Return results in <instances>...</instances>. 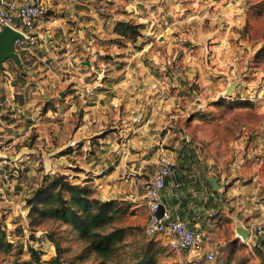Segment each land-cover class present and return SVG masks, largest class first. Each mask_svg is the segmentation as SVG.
Returning a JSON list of instances; mask_svg holds the SVG:
<instances>
[{
  "label": "rangeland",
  "instance_id": "374dc122",
  "mask_svg": "<svg viewBox=\"0 0 264 264\" xmlns=\"http://www.w3.org/2000/svg\"><path fill=\"white\" fill-rule=\"evenodd\" d=\"M64 1L63 4L69 6L63 13L71 14L69 17L71 24H74L75 19L78 18L76 13H79L81 5L87 7L92 15L86 17L91 34L86 44H82V40L78 43L73 41V44L71 43L65 51L64 49L57 53L54 51L52 62L48 67L50 66L54 73L72 72L82 76L78 80L79 86H76L80 89L79 91L74 92L75 86L70 85L63 88L67 92L73 91L74 98L79 94V99H84L85 105L83 108L80 105V110L77 108L72 112L70 126L63 125L55 128L53 132H50L51 134L48 133L47 138L43 129V136L38 138L36 144V141L33 142V139L29 137L31 135L29 132V136L27 135L22 142L13 145L16 150L27 147L34 152L21 162L0 153V229L4 233L5 241L11 245V249L7 252L0 249V264H12L17 259H28L29 247L40 251L42 260H48L57 254L58 246V255L64 264H100L105 260L72 226L59 219L43 216L34 210L31 206L34 191L37 187L46 185L57 174L65 175L68 180L76 183V176L72 175L92 180L93 172L88 163L97 159L96 154L104 143L103 136H107L108 132L116 129L114 127L116 124L109 118L110 105L105 103L103 106L94 108L95 101L97 102L99 96L107 93V88L122 81L127 73H134L132 83L137 92L142 90V87L151 89L150 82H155L156 85L152 87L158 88L166 78H172L171 83H174V72L179 69V65L174 62L165 66L158 62L147 60L144 63V60H137V57L143 59L145 56L155 55L157 50L161 55L164 54L162 51L165 49H161L160 45L148 44L157 35L158 31H155L157 26L162 24L158 21L159 16L156 13L150 19L151 21L132 16L128 20L141 25L140 34L135 41L121 39L116 41V35L113 33L114 25L112 31L109 30L111 20L107 18L118 17L119 20L127 21L125 18L130 14V4L132 5L135 0ZM178 2L180 9L175 15L179 17L177 23L181 29L179 26L177 28L180 31L193 32L198 25H202L205 29L211 30L213 35L216 33L207 39L201 55L228 59L225 67L230 77H223V80L219 81L220 76L225 72L215 71L214 75L209 76L208 79L197 82L199 72L194 71L182 85L183 90H179L183 93L180 99L182 112L177 110L172 114L183 115L182 124L186 135L191 137V141L198 143L201 154L209 153L225 162L227 174H231L228 168L233 162L242 158L243 155L252 154V157L244 163L252 160V164L258 170L255 175L258 189L254 193L258 194L256 199L259 198L256 203H261L264 208V142L261 141L260 144L263 147L259 150V141L254 144L251 138L253 135L263 137L264 128L245 133L241 127L250 119L249 107L255 104L264 106V0L192 1L196 2L195 4H192L191 0ZM198 4L205 5L201 7ZM137 11L140 14L144 13L140 8ZM225 12L228 16L224 14ZM72 15L76 16L73 20H71ZM103 18L106 21H103ZM119 20H114V24ZM100 26L102 30L99 32ZM78 28L80 27L75 25L76 30L72 31L73 35L77 33ZM221 30L224 31L223 35L228 31V35L218 45L216 41ZM191 34L196 36L194 32ZM241 38H248L249 44H243L240 41ZM89 41H91L90 44ZM146 44L152 52H149V49L143 50ZM66 51H68L66 57L71 58L70 64L63 60L66 57L62 55V52ZM174 53L173 47L169 54ZM141 62L145 65V69H142ZM214 62L213 66H216ZM31 82L30 86L37 85V82ZM174 85L164 88V91L175 89L176 84ZM52 87L63 90L57 85V80H54ZM206 88L210 89L208 93ZM111 98L106 96L105 100L110 101ZM118 98L125 103L122 95H118ZM185 100L187 102H184ZM52 101L59 103L61 98H54ZM84 112L86 116L83 124L81 117ZM167 127L172 137L179 133L175 131L174 124L171 126L167 124ZM172 147L171 141H167L160 148L167 151V148ZM14 163L16 167L11 166ZM247 167H251L250 164ZM84 185L92 188L94 195L96 194L95 186L91 182H86ZM116 200L125 203L126 207V212L115 219L114 224L128 227V234L124 240L127 246L123 248L127 253L152 240L159 250L156 259L158 264H264L263 249L258 246L259 240L254 236L250 242L248 239L251 236L245 240L237 237V239L226 241L227 244L220 248L215 260L211 262L195 260L194 255L189 252H175L169 248L165 237L149 238L144 235L142 212L136 207L132 208L130 201Z\"/></svg>",
  "mask_w": 264,
  "mask_h": 264
},
{
  "label": "crops",
  "instance_id": "0c3cea01",
  "mask_svg": "<svg viewBox=\"0 0 264 264\" xmlns=\"http://www.w3.org/2000/svg\"><path fill=\"white\" fill-rule=\"evenodd\" d=\"M41 1L45 13L33 23L32 27L24 28L19 20L15 22L17 28L34 35L35 39L29 40L24 48H17L18 60L8 58L3 61L0 68V153L19 162L28 158L30 154L33 155L34 152L27 147L16 150L13 145L22 142L29 132L31 135L28 136L33 139V142L36 141V144L38 138L43 136V129L47 138L48 133L53 132L55 128L63 125L70 126L72 112L77 108L80 110V105L82 108L85 105V100H80L79 94L76 98L72 94L80 90L76 86H79L78 80L82 76L72 72L54 73L48 65L52 62L54 51L56 53L61 49L65 51L73 41L78 43L82 40V44L88 42L91 31L86 17L92 16L91 12L81 5L79 13H76L78 18L75 19L76 16L72 15L71 20L75 19V22L71 24L69 20L71 14L63 13L69 6L63 4L64 0ZM178 1L135 0L132 5L130 4V14L125 18L126 20L134 16L151 21L150 19L156 13L159 16L158 21L162 23L155 30L159 33L157 32L148 44L160 45L161 49H165L162 51L164 54L161 55L157 50L155 55L145 56L143 59L137 57V60H144V63L147 60L158 62L165 66L174 62L179 65V69L174 72V83H171L172 78H168L170 80L166 78L158 88H153L152 86L156 84L150 82L151 89L142 87V90L137 92L132 83L134 73H127L122 81L107 88V93L99 96V100L95 101L94 108L103 106L105 103L110 105L109 118L116 124L114 126L116 129L108 132L107 136H103L104 143L96 154L97 159L88 163L93 172L92 180H85L78 175L72 176H76L74 179L81 184L91 182L96 189L95 195L100 199L130 201L132 208L136 207L142 212L141 220L144 224L147 207L143 181L145 183L156 170L157 157L164 150L160 147L167 141H171L173 147L167 148L166 152L175 159L176 167L162 192V206L171 215L185 220L190 228L201 231L204 236L203 248L216 251L218 254L220 248L227 244L226 241L240 238L234 231L236 220L242 222L249 230V236H251L248 239L249 242L255 237L252 227L258 222L263 221L264 224V208L261 203H256L259 198L256 199L258 194L254 193L258 189L255 176L258 170L255 169L252 160L244 163L252 157V154L248 153L233 162L228 168L231 174H227L225 162L215 155L201 154L198 143L191 141V137L186 135L182 124L183 115L172 114L177 110L182 112V100H180L183 97L182 85L194 71L199 72L197 82L208 79L209 76L214 75L215 71L226 74H222L219 81L223 80V77H230L225 67L228 59L201 55L207 39L216 33L213 35L211 30L198 25L193 30L196 34L194 37L190 30L180 31L177 28L179 17H176L175 13L180 9ZM192 1L195 0H191L192 4L196 3ZM198 5L203 7L205 4ZM138 8L144 13L140 14L137 11ZM172 14H174L173 17ZM224 14L228 16L227 12ZM108 19L111 20L109 30L112 31L114 20L119 18L109 17ZM103 21L106 19L103 18ZM99 24L102 25V23ZM75 25L80 28L73 35L72 31L76 30ZM101 30L100 26L98 31ZM223 32L221 30L217 37L218 45L228 35V31L225 35ZM240 41L245 45L250 42L248 38H241ZM148 44L143 46V50L149 49L148 51L152 52ZM195 45L196 48L193 47ZM173 47L175 53L170 55ZM62 55L66 57L68 51L62 52ZM63 60L71 63L69 56ZM213 62L216 66H213ZM140 65L142 69H145L142 62ZM54 80H57V85L63 90L52 87ZM31 81L37 82L38 86H30ZM174 84H176L175 89L164 91V88L175 86ZM68 85L75 86L74 92L64 90L63 87ZM206 90L208 93L210 89L206 88ZM118 95H122L125 103L119 100ZM106 96H111V100H105ZM54 98H61V102H53ZM85 112L81 117L83 124ZM248 112L250 119L241 126L244 132L252 133L256 132L255 129L264 128V106L255 104L248 108ZM60 113L63 114L59 115ZM167 124L169 126L174 124L175 131L179 133L172 137ZM258 136L253 135L251 138L254 144L259 141L258 149L261 150L263 145L260 143L264 142V136L261 138ZM249 164L251 167H247ZM11 166L16 167V163ZM211 177L216 180L218 188L211 183ZM257 244L264 252V242L259 240Z\"/></svg>",
  "mask_w": 264,
  "mask_h": 264
},
{
  "label": "trees",
  "instance_id": "16d2710c",
  "mask_svg": "<svg viewBox=\"0 0 264 264\" xmlns=\"http://www.w3.org/2000/svg\"><path fill=\"white\" fill-rule=\"evenodd\" d=\"M139 23L130 20L115 22L113 33L116 41H135L140 34ZM31 201L32 208L43 216L61 220L72 226L87 240L89 246L105 260L100 264H158V248L152 240L138 249L127 253L124 241L128 227L116 226L115 219L126 212L125 203L116 199H100L94 190L81 183L71 182L68 177L57 174L41 187H37ZM41 205V207L39 206ZM0 249L9 251L11 245L5 241L0 229ZM48 260L41 259V253L29 247V258L14 260L12 264H64L58 253Z\"/></svg>",
  "mask_w": 264,
  "mask_h": 264
},
{
  "label": "built area",
  "instance_id": "2783aa9c",
  "mask_svg": "<svg viewBox=\"0 0 264 264\" xmlns=\"http://www.w3.org/2000/svg\"><path fill=\"white\" fill-rule=\"evenodd\" d=\"M44 13L41 0H0V31L3 27L8 26L19 32L22 37L15 39V50L24 48L29 40L35 39V36L17 28L16 20L21 22L22 27L30 28ZM175 167V159L168 152L161 151L157 157L156 170L144 183L147 217L143 225V233L149 238L165 237L171 250L189 252L194 255L195 260L214 261L217 253L203 248V233L190 228L185 220L171 215L162 206V192ZM253 235L264 242V224L262 222L254 225Z\"/></svg>",
  "mask_w": 264,
  "mask_h": 264
},
{
  "label": "water",
  "instance_id": "95a60500",
  "mask_svg": "<svg viewBox=\"0 0 264 264\" xmlns=\"http://www.w3.org/2000/svg\"><path fill=\"white\" fill-rule=\"evenodd\" d=\"M17 37H22V35L8 26L3 27L0 31V68H2L3 61L8 58L18 60L14 45ZM210 181L215 188H218L217 182L213 177L210 178ZM234 231L241 240H245L249 236V230L239 220L235 221Z\"/></svg>",
  "mask_w": 264,
  "mask_h": 264
}]
</instances>
